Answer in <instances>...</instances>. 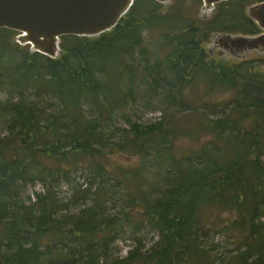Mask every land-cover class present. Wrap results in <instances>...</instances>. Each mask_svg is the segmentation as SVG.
<instances>
[{"label": "trees", "instance_id": "1", "mask_svg": "<svg viewBox=\"0 0 264 264\" xmlns=\"http://www.w3.org/2000/svg\"><path fill=\"white\" fill-rule=\"evenodd\" d=\"M250 2L215 5L213 25L221 28L214 34L259 32L246 15ZM158 4L134 0L98 37H62L57 59L11 48L20 46L17 33L0 29L4 264H210L203 209L233 217L224 231L236 232L241 247L227 263L264 264L263 67L250 59L209 60L201 27L177 16L164 34L169 54L149 64L153 54L141 47V34L164 22ZM138 57L146 91L178 102L188 126L177 125L178 114L167 124H144L126 113L136 104ZM217 92L231 98L214 117L186 105L188 94ZM200 131L211 137L204 149L175 156L174 139ZM119 157L139 165L125 168ZM77 173L86 185L75 183ZM37 183L42 191L31 199L26 188ZM144 231L158 240L145 247ZM124 238L134 246L120 258L116 242Z\"/></svg>", "mask_w": 264, "mask_h": 264}, {"label": "rangeland", "instance_id": "2", "mask_svg": "<svg viewBox=\"0 0 264 264\" xmlns=\"http://www.w3.org/2000/svg\"><path fill=\"white\" fill-rule=\"evenodd\" d=\"M167 3V4H164ZM162 4H158L155 7L156 13L163 17L162 24L155 25L154 28L147 29L142 32V45L141 47L146 50L147 53H152L151 63L153 61H164L167 55L169 54V48H164L166 44V38L164 34L169 33L167 30L168 26L173 24H178L179 20H174L171 16L181 17L182 24H194L199 26L200 35H205L203 47L208 52L207 57L209 60H215L217 57L226 56L227 51L219 44L222 41V38L216 37L217 34H214L220 31V28L213 25L217 17V12L215 14L211 13L208 15L206 10H200V7L203 6L202 0H165ZM218 11V8H217ZM213 14V15H212ZM206 19L204 23H199L198 19ZM181 24V25H182ZM214 34V35H213ZM11 40V38H10ZM10 42L8 41V44ZM11 48H15L17 51H28L27 47L16 46L10 44ZM246 57L251 61H255L260 68L264 67V56L261 52H251ZM245 57V58H246ZM139 65L137 66L138 73L136 77L135 89L137 93V99L135 106L132 105L130 110L126 111L132 115V120H137L140 123H150L162 121L163 124L170 123L171 117L175 115H180L182 119L177 122V125L181 127L188 126V120L184 119V115L179 113L177 109L181 107L180 104H168L164 99V96H151L149 92L146 91V86L143 81V70L140 69L141 66H145V63H141V57ZM202 88V86H201ZM203 89V88H202ZM190 91V90H189ZM188 91V93H189ZM7 94L0 92V102L5 101ZM231 98L230 93H214L210 96H201L194 94L187 95L186 105L190 108H197L199 112L207 115L209 117H214L222 109L223 105L229 101ZM200 112V113H201ZM175 119H177L175 117ZM182 120V121H181ZM180 122V124H179ZM125 127V126H124ZM211 140L210 134L206 131H200L197 135L190 136H179L174 139L172 149L174 150L175 156L178 158L182 155L189 154L194 155L199 151L203 150L208 141ZM130 154L135 155L134 152ZM121 164L125 168H136L139 163L137 160L128 159L125 157H119ZM262 163L264 164V155L261 157ZM155 172V169L152 170ZM152 177V176H151ZM73 180L77 185H86L87 181L79 173L72 176ZM84 187V186H83ZM69 186L63 185L62 187V196L68 195ZM42 191V186L40 184H35L34 186H29L26 188L25 195L33 197L34 192ZM228 219H233L229 214H225L221 210H202L200 215V221L203 226L210 229L208 230V239H205V236L202 237L204 248L209 249L207 259L210 261V264H220L221 261H225V264L233 258L237 250L241 247V240L236 234V232L225 230L224 224ZM264 221V218L262 219ZM142 237L145 238L143 244L145 247H148L153 242L158 240V235L154 232L144 231ZM134 244L131 240L124 238L116 242V247L118 248V255L120 258H124L128 251L133 248ZM194 264V263H191ZM209 264V263H208Z\"/></svg>", "mask_w": 264, "mask_h": 264}, {"label": "water", "instance_id": "3", "mask_svg": "<svg viewBox=\"0 0 264 264\" xmlns=\"http://www.w3.org/2000/svg\"><path fill=\"white\" fill-rule=\"evenodd\" d=\"M160 4L165 0H153ZM228 0H202L210 15L215 5ZM134 0H0V29L14 31V41L32 53L50 59L61 54L65 36L94 38L114 29L133 6ZM167 4V3H164ZM246 15L263 32L255 37L217 34L247 54L256 50L264 56V2L249 6ZM264 70V67H263ZM0 264H4L0 258Z\"/></svg>", "mask_w": 264, "mask_h": 264}, {"label": "flooded vegetation", "instance_id": "4", "mask_svg": "<svg viewBox=\"0 0 264 264\" xmlns=\"http://www.w3.org/2000/svg\"><path fill=\"white\" fill-rule=\"evenodd\" d=\"M263 2H264V0H251L250 4L248 6L259 5V4L263 3ZM262 32H263L262 30H259V32H256L255 34H247L246 33L245 36L255 37V36L259 35ZM229 41H230L229 39L225 38L224 41H220V43H219L227 51L226 56L222 55V57L224 59L229 60V61H240V60L248 59V57H246L244 59H241L242 56L246 55L245 52L242 50V48H236L235 46H232L231 42H229ZM254 51L258 52L256 50H254ZM254 51H252V52H254Z\"/></svg>", "mask_w": 264, "mask_h": 264}]
</instances>
